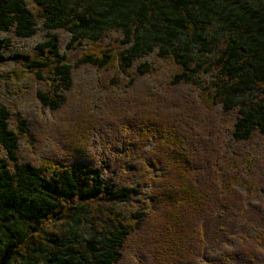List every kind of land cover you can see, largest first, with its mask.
Wrapping results in <instances>:
<instances>
[{"label":"trees","instance_id":"1","mask_svg":"<svg viewBox=\"0 0 264 264\" xmlns=\"http://www.w3.org/2000/svg\"><path fill=\"white\" fill-rule=\"evenodd\" d=\"M61 33L68 48L96 51L68 63ZM0 35V67L21 63L20 79L39 84L43 110L57 113L83 69H117L129 92L132 74L151 77L157 61L168 60L180 71L172 87L184 84L221 110L213 134L226 143L198 129L189 108L131 95L108 112L112 120L134 117L111 138L115 144L107 137L99 154L87 152L101 139L89 123L73 157L38 166L22 152L36 143L31 119L1 102L0 264H122L136 245L150 258L161 230L171 246L170 258L159 252L162 264H264L258 225L214 249L203 227L217 216L264 214V163L250 152L264 142V0H0ZM10 35L40 40L33 54H19ZM110 123L101 129L108 136L117 131ZM167 204L173 211H161Z\"/></svg>","mask_w":264,"mask_h":264},{"label":"rangeland","instance_id":"2","mask_svg":"<svg viewBox=\"0 0 264 264\" xmlns=\"http://www.w3.org/2000/svg\"><path fill=\"white\" fill-rule=\"evenodd\" d=\"M59 36L66 50L65 53L68 55V63L70 64L78 61L89 50L90 46H73L68 48L67 43L70 38L63 33L59 34ZM0 37H2V35H0ZM7 37L12 41L13 53L18 52L19 54H33L32 51L35 44L40 40V36L27 41L18 40L11 35ZM90 49L96 51V48L90 47ZM157 64L159 71L154 73L151 77L139 78L136 77L135 73L132 74L136 86L130 89L129 92L126 91V87H129V82L125 80L126 77L124 74L117 69L114 71L111 70V72H100L86 68L79 73L77 72V75L74 76L76 86L69 98V105L60 113L51 111V108L43 110L42 102L39 101V98H36L37 96L35 95L36 89L43 88L40 87L39 84L31 81L30 78V81H22L20 79V74L24 70L21 63L20 65L8 64L7 66L0 67V85H2L0 88V103L2 102L4 105L29 117L31 119L29 120L30 125L33 129L32 133L37 138L33 146L28 147L27 145L25 148V146L22 145V152L25 160L34 162L36 165L40 166L46 163L49 164L52 162V158L58 156L63 158L73 157L75 152L73 153L72 149L82 146L84 143L83 137L87 135L86 130L89 123L93 122L89 132L93 134L95 132V135L98 132L101 139H99L98 142L92 140V146L87 149V152L96 156L102 151V148L105 147L104 145H107L109 140L110 143L115 144L111 141V138H114L115 133L117 134L119 129L123 130L134 120V117L131 116L127 117L128 119L131 118L130 123L127 118L112 120L108 114V112L113 111L112 105L119 100V97L126 99L131 95L138 98L139 103L142 104L151 102L159 106L164 104H177L179 110L183 112L189 108L192 110L190 112L194 114L196 122H198V129L210 132L211 139L214 140L213 143L215 144L218 141H220V143L221 141L225 142L224 136H220L216 132V135L215 133L213 134L214 122L218 123L216 118L221 119L224 117L221 110L219 108L214 110L213 107L207 104L204 94L195 92L184 84L178 87H172L170 81L174 79V76L179 74L180 71L173 66L170 61H157ZM117 80L124 85L112 89L110 85H114V82ZM86 104H91L92 114L90 116H88L86 112ZM108 105H111V107H108ZM68 110L74 111L75 116L70 115L68 116V120L63 121L62 118L66 115H64V113ZM84 120H86L85 122H88V124H86ZM60 122L66 125L62 127ZM108 122H112L110 125L117 130L112 131L113 135L109 134V136L107 135V131L101 130L104 129ZM136 130H138V128H136ZM224 144L226 143H221V146ZM100 146L101 149L98 150ZM257 151L260 152L259 157H257L258 160L264 163V142L250 146L252 156L258 155L255 153ZM236 152L242 154L237 150ZM230 155L235 157L234 154ZM212 159L216 160L214 157ZM211 161L212 160H210V162ZM262 181L264 185V178ZM173 209L167 204L161 211L171 212ZM162 220L163 223H168L166 221L168 219L164 215H162ZM162 222L161 224H163ZM251 224H256L260 229H264V214L257 210H253L248 212V214L240 220H231L225 217V215L217 216L214 220L212 219L208 223L203 224L205 228V239L209 247L214 249L220 246L221 243H226L228 237L246 232ZM161 233H163V242L160 241V245L154 248V252H151L152 256H150V258H147L149 253L145 254L140 246L136 245L134 248L135 251L131 252L129 257H126L122 264H147L148 262V264H162L163 257H160L159 252L169 257L171 254V246L164 243L169 232L161 230ZM136 255H139V260L137 262L134 260ZM156 255H158L159 258ZM204 261H206V259H204Z\"/></svg>","mask_w":264,"mask_h":264}]
</instances>
